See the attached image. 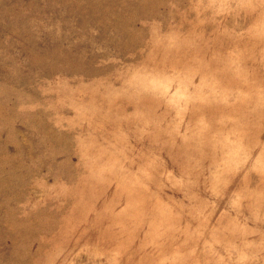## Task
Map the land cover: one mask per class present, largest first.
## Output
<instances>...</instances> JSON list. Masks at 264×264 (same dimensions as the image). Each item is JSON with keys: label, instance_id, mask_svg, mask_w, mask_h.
Segmentation results:
<instances>
[{"label": "rangeland", "instance_id": "rangeland-1", "mask_svg": "<svg viewBox=\"0 0 264 264\" xmlns=\"http://www.w3.org/2000/svg\"><path fill=\"white\" fill-rule=\"evenodd\" d=\"M0 264H264V0H0Z\"/></svg>", "mask_w": 264, "mask_h": 264}]
</instances>
